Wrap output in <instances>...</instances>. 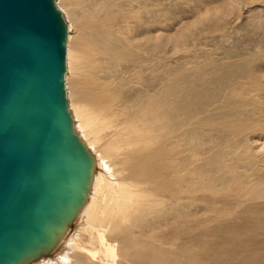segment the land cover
<instances>
[{
	"label": "bare ground",
	"instance_id": "obj_1",
	"mask_svg": "<svg viewBox=\"0 0 264 264\" xmlns=\"http://www.w3.org/2000/svg\"><path fill=\"white\" fill-rule=\"evenodd\" d=\"M58 3L74 26L69 110L95 170L72 225L35 260L52 262L66 244L78 258L62 264H264V177L254 182L260 190L238 181L203 144L216 141L204 130L219 128V119L246 118L245 132L259 126L249 119L264 117V73L252 44L206 50L187 35L196 20L176 29L170 13L160 24L155 0ZM252 4L225 0L214 14L251 15L259 29L264 13Z\"/></svg>",
	"mask_w": 264,
	"mask_h": 264
},
{
	"label": "water",
	"instance_id": "obj_2",
	"mask_svg": "<svg viewBox=\"0 0 264 264\" xmlns=\"http://www.w3.org/2000/svg\"><path fill=\"white\" fill-rule=\"evenodd\" d=\"M67 37L56 0H0V264L50 253L94 177L66 95Z\"/></svg>",
	"mask_w": 264,
	"mask_h": 264
},
{
	"label": "rangeland",
	"instance_id": "obj_3",
	"mask_svg": "<svg viewBox=\"0 0 264 264\" xmlns=\"http://www.w3.org/2000/svg\"><path fill=\"white\" fill-rule=\"evenodd\" d=\"M155 1L160 5L157 12V21L160 24H163L165 20L168 19L170 13H174V15L177 16L175 19L171 20V23L173 22L171 26L174 25L176 29L181 26V24H179L181 22L183 24L196 20L198 23L187 30V35L190 36L194 33L198 37L199 44L205 47L206 50L210 47H217L219 51L222 49L231 50L235 49L237 46H244L248 43L252 44L253 49L251 52L259 54L256 60H259L262 68L261 71L264 73V26L261 25L259 29H256L255 20L251 15L246 16L241 14L237 19L238 15L235 17H223L221 14H214L219 3L225 0ZM248 1L253 3L250 7L251 11L262 10L264 13V0ZM56 4L59 9L61 8L60 10L64 15L65 13L59 5L58 0H56ZM65 16L66 15H64V17ZM212 16H215V20H211ZM262 16L264 17V14ZM65 20L66 23H68L67 26L71 25L73 29L71 30L74 31L72 21L70 22L67 17H65ZM159 27L162 28L164 26ZM212 28L214 29L210 31ZM176 29H174L172 33H174ZM175 59L176 58H166L165 60H167L168 63H172ZM219 111L222 110L220 108L217 110H212V108L209 109L210 114H215ZM249 112L250 108H247L246 113ZM254 114L255 112L250 113L251 116ZM218 121L222 123L218 124L219 128L205 127L206 130H204L206 133L215 134V136H217L216 141L211 142L208 140V142L202 143L208 146L211 145V148L215 152L218 151L222 155V158L219 160L223 164L231 165L230 168L236 174L238 181L245 180V182L251 184V187L260 190L262 186L256 185L254 182L257 178L264 177V162H262L264 158V151L262 149L264 147V117L249 119L250 124L258 122L259 126L245 132L242 127L247 124L246 118H237L230 124L227 122L226 118L219 119ZM202 136H204V134H202ZM219 136H228V138L220 139ZM220 168H223L222 164H220ZM214 173L220 172L215 170ZM72 230L74 229L71 228V231ZM84 233L85 232L81 230L79 231L78 236L81 241L85 240L86 235H84ZM70 235L73 236L72 239L75 238L74 236H77V234ZM72 254L75 255V250H71L66 244H62L58 248L57 254L52 256V262H48V260L37 262V260H34V262L32 261L30 264H62L68 261L69 258L72 260L78 258V255H75L76 257H70L73 256ZM76 254H78V252ZM62 259L64 261H62Z\"/></svg>",
	"mask_w": 264,
	"mask_h": 264
}]
</instances>
